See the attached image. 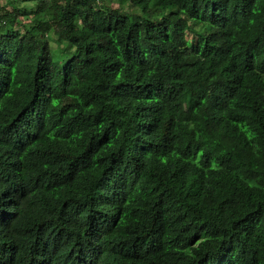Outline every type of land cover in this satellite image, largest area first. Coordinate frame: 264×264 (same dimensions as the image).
Returning <instances> with one entry per match:
<instances>
[{"label": "trees", "instance_id": "trees-1", "mask_svg": "<svg viewBox=\"0 0 264 264\" xmlns=\"http://www.w3.org/2000/svg\"><path fill=\"white\" fill-rule=\"evenodd\" d=\"M117 1L0 0V264H264V0Z\"/></svg>", "mask_w": 264, "mask_h": 264}, {"label": "rangeland", "instance_id": "rangeland-1", "mask_svg": "<svg viewBox=\"0 0 264 264\" xmlns=\"http://www.w3.org/2000/svg\"><path fill=\"white\" fill-rule=\"evenodd\" d=\"M5 2H7L8 0H4ZM114 3H115V6H118L119 4H118V1L117 0H114ZM25 4H28V2H22L21 3V5H25ZM132 7H126V10L128 11V12H133L134 10H135V8L132 10L131 9ZM49 16V15H48ZM31 16H24L23 17V20H25V21H28V20H30L31 18H30ZM186 106H187V103H186Z\"/></svg>", "mask_w": 264, "mask_h": 264}]
</instances>
